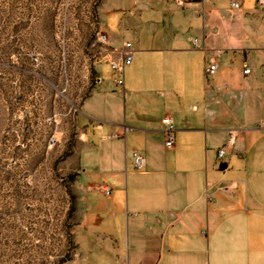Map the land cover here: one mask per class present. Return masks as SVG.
<instances>
[{
	"label": "crops",
	"instance_id": "crops-1",
	"mask_svg": "<svg viewBox=\"0 0 264 264\" xmlns=\"http://www.w3.org/2000/svg\"><path fill=\"white\" fill-rule=\"evenodd\" d=\"M182 1H100L98 17L108 8L117 27L101 20L111 46L131 42L133 60L123 89L106 62L91 66L95 83L60 120L56 147L32 116L26 144L8 148L0 113L2 264H264V6ZM211 57L219 70L206 79Z\"/></svg>",
	"mask_w": 264,
	"mask_h": 264
},
{
	"label": "rangeland",
	"instance_id": "rangeland-1",
	"mask_svg": "<svg viewBox=\"0 0 264 264\" xmlns=\"http://www.w3.org/2000/svg\"><path fill=\"white\" fill-rule=\"evenodd\" d=\"M100 1L0 0V113L7 114L8 148L22 147L26 144L25 138L32 134V130L29 134L23 132L19 118L24 111L28 114L23 120L40 116L48 148L53 126L45 123L44 118L66 106L68 108L63 97L75 105L89 91L93 77L88 74L87 81L86 67L98 51L97 20L103 19L106 30L117 31L112 15L106 14L108 8L101 15L102 19L98 17ZM107 2L110 6L115 0ZM70 67L73 84L63 88L59 81L63 80L64 68L69 71ZM94 67L100 72L109 70L104 63ZM27 72L39 75L35 76V87L21 82L23 73L27 80H33L32 75L27 77ZM42 77L50 84L40 85ZM28 126L31 128L30 124ZM6 258V252L0 247V264Z\"/></svg>",
	"mask_w": 264,
	"mask_h": 264
},
{
	"label": "built area",
	"instance_id": "built-area-1",
	"mask_svg": "<svg viewBox=\"0 0 264 264\" xmlns=\"http://www.w3.org/2000/svg\"><path fill=\"white\" fill-rule=\"evenodd\" d=\"M174 1L178 7L181 8L184 7V3L182 0H174ZM228 2L232 10H239L241 8V2L239 0H228ZM257 4L258 6L263 7L264 0H257ZM95 37H96V46L98 47V51L96 52L93 61L86 67L87 78H88V74L90 75V70L92 65L106 62L109 65L110 70L113 71L114 74L116 75V78L114 79L115 86L120 89H123L124 70L127 66H129L132 63L133 55H134V49L132 43L123 42L121 46L117 48L111 46L109 41V36L105 31V27L103 23L101 21L99 22L98 20L95 27ZM193 45L195 48H198L196 39L193 40ZM33 58H35V56H33ZM68 70L69 71H67V68H64L63 80L59 81L60 85L61 84L63 85V88H69L73 84V78L71 76L72 75L71 67L68 68ZM218 70H219V64L216 58L211 57L205 63L204 66L205 78L206 79L211 78L218 72ZM248 73H249V69L246 68L243 70V74H248ZM95 80L96 78L93 77L91 85L92 83H95ZM51 86L55 87V85H51ZM87 94H85L84 97ZM63 98L65 99L64 101L68 104V108L66 106L61 110L59 109L58 112L52 113L50 116L45 117L43 120L48 125L53 126L50 135L48 137V142H47L48 148H54L59 144L57 133L60 128V120L64 117H71L78 111V106L80 102L74 105L70 100L67 99L66 96ZM27 114H28L27 111L21 113L22 116L19 118V120L20 119L23 120L25 117H27ZM161 126L165 138L164 145L166 148L171 149L174 146V135H173L174 129H173L172 117L169 115H164L161 119ZM29 130H31V128L28 125H25L23 128V132L25 134H29ZM235 137H236L235 133L233 131H230L224 145L216 152L217 159L224 158V156L232 149ZM132 159L135 170H142L144 168V159L137 152L132 153ZM96 190L101 192L106 198H108L111 194V189L107 186L98 185L96 186ZM221 190L229 192L230 188L227 186H222Z\"/></svg>",
	"mask_w": 264,
	"mask_h": 264
}]
</instances>
